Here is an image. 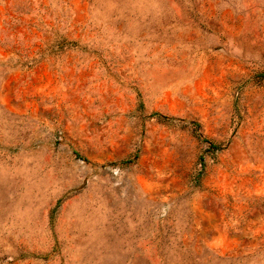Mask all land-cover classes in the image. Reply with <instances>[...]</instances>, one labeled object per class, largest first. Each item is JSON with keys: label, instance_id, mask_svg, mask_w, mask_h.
<instances>
[{"label": "rangeland", "instance_id": "rangeland-1", "mask_svg": "<svg viewBox=\"0 0 264 264\" xmlns=\"http://www.w3.org/2000/svg\"><path fill=\"white\" fill-rule=\"evenodd\" d=\"M0 264H264V0H0Z\"/></svg>", "mask_w": 264, "mask_h": 264}]
</instances>
